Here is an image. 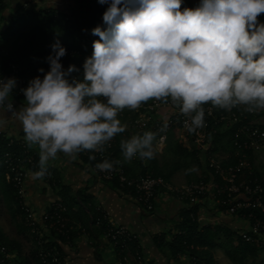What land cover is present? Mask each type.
Returning a JSON list of instances; mask_svg holds the SVG:
<instances>
[{
  "label": "clouds",
  "instance_id": "obj_1",
  "mask_svg": "<svg viewBox=\"0 0 264 264\" xmlns=\"http://www.w3.org/2000/svg\"><path fill=\"white\" fill-rule=\"evenodd\" d=\"M54 4L55 0H51ZM108 6L103 25L91 29L98 39L80 69L64 68L66 48L57 39L46 57L49 68L20 89L14 106L15 77H0V128L19 122L23 139L38 148L33 181L43 180L48 161L58 153L103 152L126 125L118 114L149 100L170 103L189 133L205 125L204 104L247 112L264 110V0H98ZM167 128V117L160 131ZM157 132L145 130L119 142L125 161L152 159ZM90 155V159H94ZM120 161L95 167L112 170Z\"/></svg>",
  "mask_w": 264,
  "mask_h": 264
},
{
  "label": "built area",
  "instance_id": "obj_2",
  "mask_svg": "<svg viewBox=\"0 0 264 264\" xmlns=\"http://www.w3.org/2000/svg\"><path fill=\"white\" fill-rule=\"evenodd\" d=\"M23 2V7H27L30 0H23ZM102 5L103 10L100 12L99 18H102V14L108 6L107 3ZM257 19L264 22V13H260ZM65 48L66 54L60 58L62 66L67 68L69 64H74L80 69L81 51L76 47L66 46ZM37 75L42 77L43 73L24 69L13 60L0 66V77L16 78V87L12 90L14 106L15 100L23 97L20 89L26 87L29 80ZM71 76L81 78V70L74 71L70 74ZM203 107L205 109V125L192 133L187 131L184 124L187 117L181 114L178 108H174L170 103L165 104L154 100L142 103L135 110L125 108L127 117L124 124L129 133L139 130L157 132V138L154 141L156 152H160L164 148L169 131L177 126L191 142V145L187 147L188 150L193 151L196 157H202L203 163L211 172V179L198 177L181 184H174L162 175L148 172L131 177L127 175L125 167L119 159L115 161H120V163L114 164L112 170L101 171L95 165L104 159L112 161L114 139L105 146L103 152L84 151L80 154L87 157L92 172L99 179L114 182L119 189L134 192L146 211L153 209L156 194L162 189L178 199L185 200L189 205L208 197L225 212L248 220V228L242 232L244 242L256 247L264 246V184L262 182L264 179V122L255 116L257 111L247 112L243 106L225 110L206 103ZM161 109H166L167 112V128L164 131H160L164 123V117L159 113ZM120 115L122 116L123 113ZM233 125H236L233 134V159L224 162L212 151L211 136ZM0 134L2 133L0 132ZM5 139V146L9 148L3 150L0 156L10 174V182L17 204L24 212V221L30 227L35 243L39 247L37 255L44 264H64L63 256L56 246H43L45 242L43 238L47 231L53 233L56 242L58 235L68 237L67 235L74 225L66 215L67 208L60 199H57L37 215L25 204L24 180L27 171L31 167L37 170L39 165L35 164L34 153L29 152L24 140H16L10 136H5ZM14 145L16 148H11ZM90 155L95 158L90 159ZM94 208L101 213V218L106 222L101 236L106 238L112 246L116 254V264H145L138 245H136L137 235L125 225L114 222L109 213L100 205L95 204ZM193 215L191 213V216ZM89 218L90 222L87 225L78 227L80 234L92 231L91 216ZM100 220L97 218L96 224H99ZM181 232V230H177L176 233ZM129 256L131 261H129ZM13 257V253L7 251L4 246H0V264L10 263ZM193 259L199 260V257L194 256Z\"/></svg>",
  "mask_w": 264,
  "mask_h": 264
},
{
  "label": "crops",
  "instance_id": "obj_3",
  "mask_svg": "<svg viewBox=\"0 0 264 264\" xmlns=\"http://www.w3.org/2000/svg\"><path fill=\"white\" fill-rule=\"evenodd\" d=\"M4 2L5 5L0 15V31L8 23L9 16L22 8L24 3L23 0H4ZM72 5V0H55L54 4L51 0H30L28 4V6L38 8L54 7L59 10L68 9ZM22 102L23 97L17 98L15 106H19ZM124 112L125 109L120 113L124 115ZM159 113L163 117L167 114L166 109H161ZM258 119L263 122V119L259 117ZM123 123H125V118ZM143 131L145 130L129 133L126 130L127 138ZM0 132L3 136L24 140L19 122L9 120L3 128H0ZM182 133L177 126H174L167 135L164 148L160 152L154 150L155 155L152 159L142 160L134 157L125 161L119 144L114 148L113 157L122 162L126 173L131 177L155 170L161 173L172 170L166 179L174 184L184 183L188 181L184 169L189 158L184 160L172 152L175 143L180 144L188 151L187 147L191 145V142ZM28 148L39 160L38 148L36 146H28ZM215 154L218 158L221 157L224 162L231 161L233 148L224 146ZM194 158L192 160L196 163L195 170L191 168L194 171H189L191 174L189 180L195 179L192 178L195 175H206L202 178L211 179V172L203 163L202 157L195 156ZM176 160L179 162L178 168L173 164ZM33 171L35 170L28 169L24 180V202L32 211L38 215L47 209L51 202L62 199L68 204L67 217L69 221L74 227H79L90 222L88 206L98 204L109 213L114 222L125 225L137 235L136 245H138L145 264H208L204 259L194 260V254L188 251H178L173 245V238L177 230L180 229V222L189 208L194 214L191 216L189 210L190 216L196 217L198 228L210 225L215 230L212 239L215 245L209 248V263L235 264L226 256L221 244L225 243L230 234L240 233L242 237V232L248 228L247 219L225 212L208 197L189 205L185 200L176 198L164 189L157 192L153 209L146 211L134 192L119 189L114 182L99 179L92 172L88 160L80 153L75 158L58 153L55 159L48 161L47 177H44L43 180L33 181L30 178ZM0 229L8 238L20 242L21 252L27 251L32 245V238L26 226L21 222L20 216L13 214L5 207L1 195ZM45 237L48 240H54L53 233L50 231L45 232ZM232 237L233 241L235 240L234 242L237 243L236 235ZM58 242L64 264H116V254L112 246L106 238L99 233L96 234L95 231L76 234L70 242H60L59 240ZM129 261H131L130 256ZM6 264H16L14 257L10 263Z\"/></svg>",
  "mask_w": 264,
  "mask_h": 264
},
{
  "label": "trees",
  "instance_id": "obj_4",
  "mask_svg": "<svg viewBox=\"0 0 264 264\" xmlns=\"http://www.w3.org/2000/svg\"><path fill=\"white\" fill-rule=\"evenodd\" d=\"M4 3V0H0V15L5 5ZM102 10L103 5L99 3L98 0H73V5L63 10L54 7L38 8L34 6L20 8L9 16L8 23L0 31V66L13 60L22 68L30 69L33 72H39L38 69L41 67L47 71L49 66L46 57L51 52V44L58 39L64 47H76L81 51L79 61L82 78L83 61L92 53V41L98 39L97 36L92 34L91 29L97 25H103L102 18H99V14ZM124 113L125 114L122 116L118 115L122 123L124 118L126 119L127 117V111ZM260 113V111H257L255 116H258ZM235 129L236 125H233L226 130L212 135V151H219L220 148L224 146L234 149L233 134ZM122 138H127L126 130L113 138L112 161H115L113 157L114 148L119 144ZM5 144V136L0 134V153L9 148L6 147ZM11 148H16V145ZM28 150L32 152L30 149ZM172 152L184 160L186 158L194 159L195 157L193 151H187V149L176 143L172 148ZM33 155L35 164L39 165L36 155ZM84 158L88 160L86 156H84ZM173 164H175L177 168L179 167V162H177V160ZM31 169L35 170L34 167H31ZM171 172L172 170L166 173L157 172V170H155L150 173L159 174L167 178ZM262 182L264 184V179H262ZM0 195L5 207L11 210L13 214H18L20 216L21 222L26 226L33 241L27 251L21 252L20 242L8 238L0 229V246H4L7 251L13 253L16 264H44L37 255L39 247L35 243L34 234L31 232L30 227L24 221V212L17 204L14 189L10 182V174L5 164L2 162L1 156ZM60 200L67 208L66 215L68 216V204L64 200ZM88 209L90 210L92 231L101 235L104 232L106 222L101 218V213L94 208V205L88 206ZM190 211L191 213L193 212L191 208ZM190 211L188 210L185 213L180 222V229L178 230L182 232L175 234L173 245L178 251H188L210 264L208 262L210 260L209 248L215 245L212 241L215 230L210 225H204L198 228L195 217L193 218L190 216ZM97 218L101 219L99 224H96ZM86 224L87 223H85V225ZM79 233V228L75 226L69 232L67 238L61 235L57 237L60 242H70L76 234ZM234 235H236L235 238L237 243L234 242L235 240L233 241L232 236ZM229 236L226 238L225 243L223 245L221 244L226 256L235 264H247L246 260L248 256L258 247L244 242L240 233L230 234ZM43 240L45 241L43 246H56V249H58L62 255L58 241H50L46 237H44Z\"/></svg>",
  "mask_w": 264,
  "mask_h": 264
},
{
  "label": "rangeland",
  "instance_id": "obj_5",
  "mask_svg": "<svg viewBox=\"0 0 264 264\" xmlns=\"http://www.w3.org/2000/svg\"><path fill=\"white\" fill-rule=\"evenodd\" d=\"M199 4V0H182L181 3V8L187 6V7H195ZM261 113L258 114L257 117H259L260 119H263L264 122V110H259ZM166 144V142H165ZM218 155V154H217ZM220 159H222L221 157H219ZM195 159V158H194ZM195 161L192 159H188L186 162V166L184 171H186L185 173H187V178L186 180L191 179V174L190 172L195 170ZM194 169V170H191ZM190 171V172H189ZM197 177H204L206 175H195ZM192 177V178H197V177ZM247 264H264V246L258 247L255 251H253L247 258L246 260Z\"/></svg>",
  "mask_w": 264,
  "mask_h": 264
}]
</instances>
